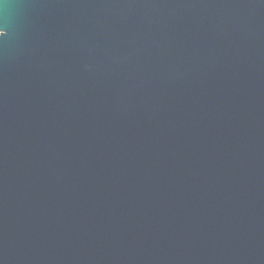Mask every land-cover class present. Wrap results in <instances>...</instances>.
<instances>
[{
  "label": "water",
  "instance_id": "obj_1",
  "mask_svg": "<svg viewBox=\"0 0 264 264\" xmlns=\"http://www.w3.org/2000/svg\"><path fill=\"white\" fill-rule=\"evenodd\" d=\"M0 264H264V0H0Z\"/></svg>",
  "mask_w": 264,
  "mask_h": 264
}]
</instances>
